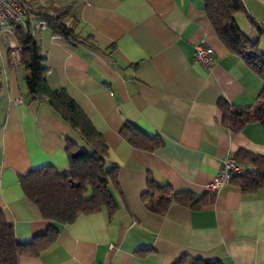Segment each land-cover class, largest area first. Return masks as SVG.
I'll return each instance as SVG.
<instances>
[{
  "label": "crops",
  "instance_id": "1",
  "mask_svg": "<svg viewBox=\"0 0 264 264\" xmlns=\"http://www.w3.org/2000/svg\"><path fill=\"white\" fill-rule=\"evenodd\" d=\"M69 9L76 31L94 46L38 30L47 82L66 90L108 146L118 165L117 210L79 215L59 227L56 240L17 264H173L183 256L221 264H264V188L244 194L231 184L199 209L172 203L150 212L141 195L147 178L175 190L204 195L222 161L238 150L264 156L258 122L231 132L222 124L219 99L246 108L255 103L261 78L228 54L201 0H23ZM253 12V10H252ZM252 13L241 31L264 51V12ZM214 52V62L194 61V45ZM11 26L0 24V210L19 242L47 232L50 221L23 194L19 177L43 166L69 173L67 123L46 102L27 96L26 69L13 66ZM125 123L163 144L155 151L131 146Z\"/></svg>",
  "mask_w": 264,
  "mask_h": 264
},
{
  "label": "trees",
  "instance_id": "2",
  "mask_svg": "<svg viewBox=\"0 0 264 264\" xmlns=\"http://www.w3.org/2000/svg\"><path fill=\"white\" fill-rule=\"evenodd\" d=\"M201 1L215 34L228 54L239 57L264 82V51L259 48L257 41L247 38L235 21L238 12H247L244 1ZM25 3L33 9L32 17L27 19L23 27H13V30L20 63L26 69L27 96L31 101L46 102L69 126L71 135L65 141L70 171L67 175H60L53 166L47 165L19 177L23 194L37 207L41 216L50 221V225L45 234L30 242H19L13 227L0 210V264H17L21 255H38L56 240L61 225L74 222L79 215L105 210L109 216H113L117 210L114 193L119 191L118 165L107 160L108 146L103 137L66 90L50 88L46 77V57L36 33H32V24L44 20L46 29L52 34L68 41L85 42L91 46L95 44L89 37L78 34L77 22L69 15L67 7L58 8L45 3L35 9L28 2ZM250 19L251 24L261 32L259 22ZM217 107L222 114L223 126L231 132L251 122H258L264 130V85L252 106L238 108L221 98ZM120 135L131 146L146 151H155L163 144L157 135H147L131 123L124 124ZM231 157L241 171L231 177L229 184L244 194L264 188V156L240 149ZM141 199L150 212L163 215L172 203L199 209L213 202L214 193L198 196L188 190H175L167 183H158L148 177ZM173 264L221 262L183 256Z\"/></svg>",
  "mask_w": 264,
  "mask_h": 264
},
{
  "label": "built area",
  "instance_id": "3",
  "mask_svg": "<svg viewBox=\"0 0 264 264\" xmlns=\"http://www.w3.org/2000/svg\"><path fill=\"white\" fill-rule=\"evenodd\" d=\"M33 9L21 0H0V24L13 27H23L28 18L32 17ZM47 28L44 20L32 24V33ZM11 61L13 66L20 64L17 45H11ZM193 59L195 62L210 66L214 62V52L210 46L198 42L194 45ZM241 168L235 160L229 156L221 164L219 172L205 186L206 192L214 193L224 185L228 184L231 177L240 173Z\"/></svg>",
  "mask_w": 264,
  "mask_h": 264
},
{
  "label": "rangeland",
  "instance_id": "4",
  "mask_svg": "<svg viewBox=\"0 0 264 264\" xmlns=\"http://www.w3.org/2000/svg\"><path fill=\"white\" fill-rule=\"evenodd\" d=\"M245 3V6L247 8V12H238L235 15V21L237 23L238 26L241 27V29L243 28V31L246 30V28H248L247 26H249L251 19H254L255 21H257L252 13H255L254 11L259 8L262 10V12H264V0H243ZM253 10V12H252ZM259 22V21H257Z\"/></svg>",
  "mask_w": 264,
  "mask_h": 264
}]
</instances>
